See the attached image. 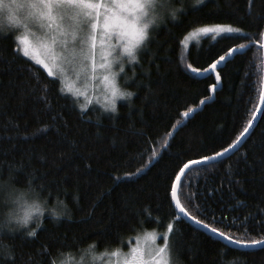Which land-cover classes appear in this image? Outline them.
Returning <instances> with one entry per match:
<instances>
[{
  "label": "trees",
  "instance_id": "trees-1",
  "mask_svg": "<svg viewBox=\"0 0 264 264\" xmlns=\"http://www.w3.org/2000/svg\"><path fill=\"white\" fill-rule=\"evenodd\" d=\"M172 6L177 20L166 15L151 26L139 63L126 64L119 76L133 96L116 99L115 112L97 101L80 109L70 93L60 94L59 78L52 83L17 51V31L0 30V179L31 185L49 204L59 197L67 206L59 218L45 213L26 228L0 229V264H52L62 250L90 241L106 251L125 249L139 234L163 233L169 222L174 255L180 249L176 264H264V246L226 243L181 217L171 199L180 167L226 149L256 109L264 0H173ZM214 24L242 31H199ZM240 44L246 47L215 72L187 69L189 63L207 69ZM183 179L178 198L190 215L235 240L263 239L264 111L237 149L191 167ZM33 229L36 235L28 236Z\"/></svg>",
  "mask_w": 264,
  "mask_h": 264
},
{
  "label": "snow or ice",
  "instance_id": "snow-or-ice-1",
  "mask_svg": "<svg viewBox=\"0 0 264 264\" xmlns=\"http://www.w3.org/2000/svg\"><path fill=\"white\" fill-rule=\"evenodd\" d=\"M150 0H27L26 4L17 3V0H0V10L5 7L11 8L12 5H18L21 8L27 6V11L23 18L18 20L20 26L24 28L23 35H17L14 40L19 45L17 51L22 52L24 57L30 58L35 64L42 66L48 74L52 83L57 82L59 78L63 87L59 88L60 94L70 92L72 96L84 95L74 86L72 80L68 78L67 73L74 70L76 75L87 74L89 71L92 77L99 78L104 86V109H111L115 112L116 98H131L132 92L122 89L117 80L118 74H122L125 65H131L132 62L139 63L138 52L149 40L150 33L145 23L146 5ZM203 0H195L196 4H201ZM167 4V0H164ZM163 19L170 15L173 20H177V10L170 14L162 11ZM37 28L42 35L37 36L32 28ZM200 32L209 33L216 31L219 34H234L242 30L226 24H214L212 26H202ZM264 37V32H261ZM99 42L100 63H97V44ZM183 42V41H181ZM244 44L233 45L227 49V54L217 57L208 66L207 69L193 68L192 64L187 65V69L200 73L202 71H212L227 60V57L234 53L237 48L244 49ZM216 80H221V74L216 73ZM50 87L49 84L43 85L42 98H48L44 93ZM214 88L215 85H210ZM260 99L264 100V91L260 93ZM50 102V101H49ZM80 109L86 107L85 104H79ZM264 111V107L257 105ZM193 108H188L183 115L191 113ZM252 115L255 117L256 112ZM249 126L254 124V120H248ZM251 130L245 127L244 130L228 145L232 148L237 141ZM226 149H221V152ZM221 152H215L212 157H219ZM152 155L155 157L156 153ZM212 157L201 156L198 160H188L179 171L175 173V180L171 183V199L175 201V206L180 212L190 215L179 199H177V183L184 184L183 174L191 166L208 161ZM141 169H137V172ZM65 211L59 214V217L65 215ZM58 217V218H59ZM190 218L204 227H207L213 233H218L221 237L233 242L232 235H225L224 232L205 224L203 220H198L197 216L190 215ZM247 219V218H245ZM3 226H0L2 229ZM175 230L174 224L169 222L162 233L163 243L158 244L154 249L144 251L137 245L129 250L127 254L120 253L119 249L109 253L110 256L118 254L124 256L123 264H176L180 249L173 253V242L171 233ZM36 230L33 229L28 236L34 237ZM146 237L153 239L152 234H146ZM235 243L242 247H254L264 244V239L245 240L238 239ZM11 253L8 257L11 258ZM52 264H55L54 259Z\"/></svg>",
  "mask_w": 264,
  "mask_h": 264
},
{
  "label": "clouds",
  "instance_id": "clouds-1",
  "mask_svg": "<svg viewBox=\"0 0 264 264\" xmlns=\"http://www.w3.org/2000/svg\"><path fill=\"white\" fill-rule=\"evenodd\" d=\"M173 0H150L146 5L145 23L148 27L163 20L162 11L170 14L178 10L172 6ZM27 6L12 5L0 11V30L18 26V20L23 18ZM129 90L126 91L127 95ZM133 94V93H132ZM67 208L65 202L57 197L49 204L38 190L31 185L17 186L9 180L0 179V226L9 229L26 228L33 222L39 223L40 218L48 213L52 218H58ZM106 250L98 249L95 241H90L78 249L62 250L54 258L55 264H108ZM234 264V261H233Z\"/></svg>",
  "mask_w": 264,
  "mask_h": 264
},
{
  "label": "rangeland",
  "instance_id": "rangeland-1",
  "mask_svg": "<svg viewBox=\"0 0 264 264\" xmlns=\"http://www.w3.org/2000/svg\"><path fill=\"white\" fill-rule=\"evenodd\" d=\"M17 3L26 4L27 0H17ZM0 11H2V10H0ZM26 11H25V13H26ZM230 26H232V25H230ZM232 27H234V26H232ZM10 28L14 31H17L18 32L17 35H23L24 31H25L24 28L20 25L15 26V27H10ZM234 28H236V27H234ZM32 31L35 32L37 36L42 35V33L35 27L32 28ZM210 33H214V36L221 35V34L217 33L216 31H212ZM194 35H195V33L188 35L185 38V41H184L185 44H187V42L192 37H194ZM99 48H100V45L98 42V44H97V63L101 62L100 57H99ZM200 73H203V72H200ZM100 74H102V72ZM100 74H98L96 78H93L91 71H89L87 74L81 73L79 76L76 75V72L74 70L69 71L67 73L68 78L73 81L74 86L77 89H79L80 92L84 93V95L72 96V94L70 92H68V93H70V95L73 98L75 97V99L77 100V102L79 104H85L86 106L93 103L94 101H97L99 104L107 103V101H104V99H103V95H104L105 90H104L103 82L99 78ZM120 75L121 74H118L117 80L119 82L120 87H122L120 80H119ZM118 98L119 97H117L116 99H118ZM146 234H152L154 236V238L149 239L146 237ZM162 243H163L162 233H159L157 231H150V232H146L143 234H139L138 236L134 237V239H132V241L131 240L129 241V244L125 249H122V248H116V249H119L120 253H122V254H127L131 248L136 247L137 245L140 247V249L147 251L149 249H154L158 244H162ZM116 249H114V250H116ZM112 251L113 250L106 251V253H105L108 264H123L124 256L120 255V254H118L116 256H110L109 253H111Z\"/></svg>",
  "mask_w": 264,
  "mask_h": 264
},
{
  "label": "water",
  "instance_id": "water-1",
  "mask_svg": "<svg viewBox=\"0 0 264 264\" xmlns=\"http://www.w3.org/2000/svg\"><path fill=\"white\" fill-rule=\"evenodd\" d=\"M263 32H264V30H263ZM262 49H263V79H262V88H261V92L262 91H264V37H262ZM236 50H241V49H236ZM235 50V51H236ZM234 51V52H235ZM230 57V55L227 57V58H229ZM213 72H215V69L214 70H212ZM260 92V93H261ZM257 105H261L262 107H264V100H261L260 99V97H259V101H258V104ZM254 112H256L257 113V115L254 117L253 115H252V117H251V120H254V124L253 125H251V126H249L248 124H247V126L246 127H250L251 128V130L253 129V127L255 126V124H256V122H257V120H258V118H259V116H260V114H261V112H262V110H261V108H258L257 106H256V109H255V111ZM251 130L246 134V135H244L243 137H241L238 141H237V143L236 144H234L233 146H232V148H226V151H223V152H221V154H220V156L219 157H212L210 160H208V161H201L200 163H205V162H209V161H211V160H213V159H217V158H221V157H224V156H226V155H228V154H230L231 152H233L235 149H237L238 148V146H240L241 145V143L244 141V139L249 135V133L251 132ZM200 163H198V164H200ZM196 165V164H195ZM192 166V165H191ZM188 171V169L186 170V172ZM184 175L185 174H183V177H184ZM179 182L177 183V199H179L178 198V189H179ZM173 201V200H172ZM173 204H174V206H175V201H173ZM176 207V206H175ZM176 210H177V212H178V214L181 216V217H184V218H186L188 221H190L192 224H194L195 226H197V227H199V228H201V229H203L204 231H206L207 233H209V234H211V235H213V236H215V237H217V238H219V239H221V240H223V241H225L226 243H229L230 245H232V246H235V247H238V248H243V249H251V248H257V247H261V246H264V244H260V245H256V246H254V247H242L241 245H239V244H237V243H235V239H233V242H229L226 238H224V237H221L218 233H213L212 231H210L207 227H204V226H202L201 224H199V223H197V222H194L191 218H190V215H186L185 213H182V212H180V210L178 209V208H176ZM264 239V238H263Z\"/></svg>",
  "mask_w": 264,
  "mask_h": 264
},
{
  "label": "bare ground",
  "instance_id": "bare-ground-1",
  "mask_svg": "<svg viewBox=\"0 0 264 264\" xmlns=\"http://www.w3.org/2000/svg\"><path fill=\"white\" fill-rule=\"evenodd\" d=\"M214 160V159H213ZM201 164V163H200ZM197 165V164H196ZM195 165H192V166H190L189 168H188V170L191 168V167H194ZM176 208V207H175ZM186 219V218H185Z\"/></svg>",
  "mask_w": 264,
  "mask_h": 264
}]
</instances>
